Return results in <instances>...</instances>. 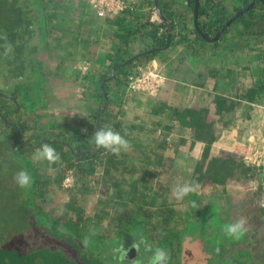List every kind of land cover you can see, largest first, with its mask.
<instances>
[{"label":"trees","instance_id":"16d2710c","mask_svg":"<svg viewBox=\"0 0 264 264\" xmlns=\"http://www.w3.org/2000/svg\"><path fill=\"white\" fill-rule=\"evenodd\" d=\"M126 1L130 4V7L114 17H107L108 22L117 26L118 36L121 41L119 43L115 42L114 46L107 54V64L103 65L99 62H94L93 76L94 80L100 83V86L95 88L93 86L94 81L88 80V76H85L81 81V84L84 85L86 89V98L91 100L98 99L99 103L94 105L90 111L86 112L87 117L80 123V127L71 129L68 127L62 128L56 126L48 134L41 135L38 133L37 127H32L35 126L32 125L33 116L27 113V106L30 104V101L35 102L39 98V93L41 94L44 89V74L40 72L41 70L37 66L38 63L35 59V52L41 41V39L38 40V37L42 35V38L45 39L44 42L47 48L63 45L61 36H58V31L54 27L53 22L60 18L59 11L64 9L65 0H49L50 5L47 7L43 2L42 6L44 7V12L41 14L44 19H42L40 15L34 16L35 20L43 26L31 22L28 25V27H30L31 24H33L31 32L22 30L21 33L14 34V37H23L25 33L28 32L33 35L35 39L34 45L29 49L28 55L32 61L31 68L33 69V75L36 79L33 80V78H31L29 80L24 78L22 82L24 90H27L25 93L26 95H24V100L27 103H25L23 97L19 96L17 93L12 94V92L8 95L0 92V135L2 133V125L10 128L9 137L13 140L12 146L10 147H12L11 151L16 154V167L27 170L32 178L31 187L29 188L27 196L30 200V204L38 208L36 212L33 209L31 211L33 214L39 216L40 228H42V231L45 230L48 233L51 230V235H53L57 232V229L68 227L72 229L73 233H77V235L81 237L91 238V240L99 238L97 239L99 243L94 241L98 247L101 246V243L107 237V228L103 229V224L107 221L103 218L102 212H104L105 207L107 211V207H109L110 204L107 203L108 197H99L98 201L90 199V193L93 191L92 186L95 180L99 182L101 179H104L107 184H109L108 180H112L113 185L109 184V186H112L110 189L121 186L126 180L121 178L118 179L115 173L110 172H117L123 169L128 159L125 155L126 151H121L119 155H114L104 149H98L93 141V134L98 128H111L113 131L119 132L129 142L133 139V129L136 125H129L122 119V116L125 114L124 105L130 76L138 71L139 66H146V64L150 63L161 54H164L167 50L181 44L189 47L190 43H197L198 40L206 43H213L215 47H219V49L223 48V57L226 58L227 48L230 47L229 44L227 45L229 38L238 36L247 46L250 45L252 38L253 41L259 40L264 43V3L261 0H256V4L232 22L217 40H208L197 30L194 17L196 0H183L187 6V12L179 8L182 2L181 0H158L159 6H157L156 0ZM250 2H252V0H201L199 23L202 30L208 36L212 37L216 35L222 25L237 10ZM159 8L162 9L164 16L169 20V24L163 19L162 21L154 19L155 12L158 13ZM22 11V8L18 10L21 17ZM29 11L30 13L32 12V10ZM170 32L172 34L171 43L167 46ZM10 34L12 35V33ZM138 37L146 38V41L148 39L152 42V44L149 43L144 50L151 47L161 48L149 52H144V50L136 52L130 47L131 42ZM8 44L11 45L12 42ZM14 45L17 44L14 43ZM6 47L5 37L3 36V39L0 37V50L5 51ZM135 54H137L136 60L126 62L127 59ZM1 56L2 54H0V57ZM262 66V70L264 71V62H262ZM247 67L249 68V65ZM113 71H115V76L108 79ZM231 71L232 70L226 66L222 69V72L225 74ZM219 77L221 80L217 81L218 86L221 85V81L224 80L223 77L225 76L222 75ZM105 79H107V81L104 83V87H102V82ZM104 91L108 94V104L106 108ZM261 93H264V83L251 86L242 92L237 91L236 95L239 100L244 99L249 102H255ZM4 97L11 101L6 104ZM157 100L159 102L157 101L154 104L153 110L154 116L158 118L156 122L157 127H162L168 132H173L177 126L172 124L171 121H176L179 126H184L190 130L192 147L198 142H205L201 159L198 161L191 179V183L198 187L195 188V191L191 192L194 196L186 199V201L184 200V203H187V209L183 208V206H185L184 203H179V205L168 203L165 204V213L162 215L161 221L154 223V225L147 221H137V224L141 225L144 228L143 230H145L146 235L144 238L158 243L155 244V247L158 246L165 250L168 249L171 260L173 257L183 254L180 236L185 228L183 218L186 210L189 212L196 210L198 212L199 204L207 195H198L199 190H203L207 193H215L217 192L218 186L225 188L236 178L244 176L247 180L256 178V176H258V171L255 169L257 166L247 164L245 156L239 152L221 149L218 154H212L214 143L219 138L217 122L228 112L234 111L238 105V102L228 96L226 92L214 95L212 103L215 105V109H212L208 103L205 104L200 101L190 106H175L163 100L161 97ZM18 104H20V107H18ZM167 115H169L170 120L166 119ZM8 119H11L18 125L8 123ZM82 129H87V131L83 132ZM0 141L6 142L3 139ZM44 143L51 144L61 158L56 166L57 168L55 169L53 177H51L48 172L41 170V161L33 159L35 150ZM167 144L168 142L163 143L162 147L166 148ZM132 147H134V145ZM132 147L129 148V151ZM159 159L160 158H158V161L161 160ZM103 167L106 172L101 175L99 171ZM71 168L74 170L77 182L75 184L76 186H73L74 191L72 190V196L66 205L71 215L67 218H63L60 213L53 210L52 205L48 204L47 198L49 196L51 183L54 185H62L67 172ZM126 170L128 172H133L134 169L127 168ZM155 173L154 167V174ZM151 175L152 173L145 172L140 180L144 183V181L151 179ZM140 180L139 178L134 180L132 188L135 186L143 192L144 189L139 186ZM147 188L150 187L147 186ZM110 189H108V192ZM174 189L175 188L171 190L172 194H174ZM147 196L149 197V195ZM158 196L162 197L163 194L159 192ZM191 198H193L195 202V208L190 206ZM180 202H183V200ZM154 203L155 200L151 204ZM143 210L151 215L148 208L144 207ZM201 214L202 213H198L197 217ZM255 218L258 223V228L259 221L261 223L264 222L260 219L259 215ZM197 219L198 218H195L196 222H198ZM135 222L134 219L124 220L120 225L115 227L116 233H131L127 226ZM151 226H154V232L146 231L149 230ZM99 227H101L102 230L100 233L97 231ZM131 235L125 237H130ZM176 241H178L179 244L177 248L175 247ZM166 245H168V247H166ZM147 254L148 257L151 256V252ZM235 255V257L230 258V261H234L235 264H246L248 261V256L245 258L243 252H238ZM143 259L145 261L143 264H146V258L143 257ZM175 260L177 259L175 258ZM226 260L229 261L228 259Z\"/></svg>","mask_w":264,"mask_h":264},{"label":"crops","instance_id":"0c3cea01","mask_svg":"<svg viewBox=\"0 0 264 264\" xmlns=\"http://www.w3.org/2000/svg\"><path fill=\"white\" fill-rule=\"evenodd\" d=\"M34 1L36 0H32V3H34ZM43 1L46 7L50 5L49 0ZM73 1L75 0H65L64 9L59 11L60 18L53 22L54 27L58 31V36H61L63 43L68 42V46L66 47L67 50L64 51L62 45L59 47L57 46L58 49L52 52L51 55L54 56L52 59L55 61V58H57L55 61V67L51 66L50 69H46V72H44L45 70L42 69L35 53V59L38 63L37 66L40 68V72L44 74L43 92H45V86L47 88V92H49V89H53V97L50 96V99L49 97L45 99V96L43 97V94L41 95L39 93V98L35 102L30 101V104L27 106V113L33 116L32 125L35 126L32 127H37L38 133L41 135L48 134L56 126H60L62 128L68 127L71 129L80 127V123L87 117L86 112L90 111L94 105H97L99 100L86 98L85 86L81 84L84 76L80 77L76 74L73 75L69 72V70L72 66L75 67L77 63H81L84 60L90 61L92 71L90 69L89 74L85 76H88V80L94 81L93 86L95 88L99 87L100 83L95 81L93 76L94 62H99L103 65L107 64V54L110 52L115 42L119 43L121 41L118 36L117 26L108 22L107 17L99 16L87 0H83L78 4H75ZM181 1L182 2L179 5V8L184 12H187L186 4L183 0ZM38 7L40 8V6ZM43 12L44 11H41V13ZM36 14H38V12H36ZM66 16L69 17V20H67ZM155 18H157V15H154V19ZM95 19L97 21H95ZM72 28L75 30H71ZM44 41L45 39L42 43L44 47H46ZM149 43L152 44L150 40L147 39L146 41V38L144 39L138 37L131 42L130 48L138 52L144 50ZM40 47L39 51H41ZM169 52L171 54V60L170 62H167V65L170 64L168 68H171L172 65V68L167 70L166 84L157 95H151L142 91L134 92L129 95L126 92L124 105L125 114L122 116V119L129 125H136L133 129V139L129 142L131 145L130 147L133 145L134 147H132L130 151L129 149L126 152L123 151L128 159L124 164L123 169L118 170L117 172L111 171L110 173H115L117 175L116 178L125 179L126 182L129 181L130 184L131 182L133 184V181L138 178L140 180L142 177L141 172L143 174L145 172L152 173L150 176L151 179L144 182L154 184V167L157 172L158 169L165 172L169 167H171L167 173H171L174 170L172 167H182V170H187L186 175L188 176L184 175V177H182V181L180 182L182 184L191 183L192 174L201 157L205 147V142H198L194 147H192L190 130L186 127H178L176 121H171L172 124L177 126L173 132H167L162 127H157L156 122L158 121V118L154 116L153 113L154 104L158 101L157 99H159V97L175 106H190L197 101L206 104L210 99L208 104L212 109H215V105L212 103L214 95L221 93L222 83L224 86L228 84V82L221 81V86H218L217 81L221 80L219 76L222 75L220 72L222 73L224 66L230 69L231 67H235L233 65L237 62L236 60L233 61V57H231L228 50L226 52L227 57L225 58L223 57L222 48L219 49V47H215L213 43H206L199 40L197 43H190L189 47H186L184 44L173 47ZM248 55L250 58V53H248ZM159 58L160 57L153 59L146 65H154V62L156 63V60L158 61ZM52 59H49V61H53ZM240 61L243 62L245 60ZM245 62L246 64L244 65L248 66L250 65V62H252V59H246ZM43 66L45 67L44 63ZM235 69L236 68H234V70ZM58 70L60 71L58 72ZM176 72L180 76H176ZM25 73L26 72L19 73L17 74V77L24 79L26 78ZM54 73L59 79L57 85L52 84L51 81L45 84V80H51V74ZM23 86L24 85L20 87ZM249 87H251L249 84L244 85L242 83L240 89L243 91ZM26 91L27 90L18 91L20 93H18L19 96L23 95L22 97L25 98L24 95H26ZM169 115L166 116L167 120H170ZM234 119L236 120H234L232 124H230L229 128L226 129L227 133L230 132L238 135V148L235 147L236 142L230 137H228L227 140H224V132L226 131L224 130V135L221 134V137H219L214 143L212 154H218L221 149L236 151L245 156L247 164H252L255 162V159L252 161L250 158L255 155V150H258L255 141L258 140L260 136H264V121L259 124L258 131L260 132H257L255 137V134L250 132L251 127L247 128V132L242 134L243 127H240V122L237 118L234 117ZM218 124L219 123L217 122V126ZM150 125H153L158 131H154V134L149 133L153 132L150 129ZM178 131H181V134H184L182 139L184 141L181 140V145H178V141L181 139L180 136L177 138V134H179ZM166 134H169L172 137L166 136ZM166 142H168V144L166 145V148H163L162 144ZM193 156L200 157L198 159H193ZM158 158L161 160L159 159L160 161H158ZM44 164H46V161H41V170H44ZM57 164L58 163H55L54 167H56ZM127 168L134 169V173L128 172L126 170ZM99 172L101 175L104 174L106 172L105 168L103 167ZM94 183L96 184L97 181L95 180ZM108 183L113 185L112 180H108ZM141 183L143 182H139L140 188L143 187ZM109 184L108 189L112 187L109 186ZM124 187L126 188V191L123 190ZM228 188V185L225 188L223 187L221 194L215 192L217 194L214 195V197L213 193H207L203 190H199L198 195L204 196L207 194L206 197H208V199H203V201L199 204L198 212L196 210L185 212L183 218L185 223L184 232H186L189 228L187 225L195 230L200 227L207 230V226H209L207 221H209V223L212 221L210 215L213 214L219 216L216 218L219 221H224L219 228H217L218 226H209L210 229H213V234H217V240L220 241L221 239H224L227 241L232 238L227 236L224 232H220L221 228L230 224L228 220L224 219L225 213L220 210L217 214L214 213L215 209H217L221 203L220 196H225L224 193L228 191ZM149 189H152V187ZM147 191L142 192L141 189H138L135 186H133L132 190L131 188L129 190L124 182L121 186L109 190V199L107 203L110 204V206L107 207V211L105 210V207L104 212H102L103 218L107 221L103 224V229L107 228V237L101 245L106 246L108 250L110 249V252L116 253L115 249L121 245L125 247L130 245L134 238L139 239L141 236L143 238L145 237V230H143L144 228L141 225L137 224V221H147L154 225V210L156 207L154 204H151L154 202V197L152 198L151 194ZM94 195H96V193L91 192L90 199L98 201L99 195H96L97 197H95V199L93 198ZM147 195H149V197ZM144 207L149 209L151 215L147 214V212L143 210ZM210 209L212 210V213L208 212ZM164 213L165 205L161 210L160 219H162V215ZM198 213L202 214L197 217ZM207 216H209V218H207ZM241 216L242 215H239L238 217ZM195 218L199 219H197L198 222H196ZM126 219H134L136 221L134 224L127 226L129 227V231L131 233L117 234L115 227L120 225ZM97 231L100 233L102 231L101 227L97 228ZM146 231L154 232V226H151L150 229ZM208 233L210 234V231H208ZM127 235L131 236L125 237ZM240 238H245V235L242 233L239 238H235V240H233V243L235 241H239ZM97 239L94 241L99 243V240ZM144 239L153 247V249L155 244H158L147 238ZM246 241L247 248L241 252H243L245 258L248 256L249 260V258H251L249 244L251 243L248 239ZM204 242L207 243V239H205ZM166 247H168V245H166ZM140 250L145 253L144 258L148 261V252L144 250L143 245H141ZM166 251L168 252V249ZM127 259L129 258H126L125 261H127ZM228 260L230 261V258ZM247 262L246 264H249Z\"/></svg>","mask_w":264,"mask_h":264},{"label":"rangeland","instance_id":"374dc122","mask_svg":"<svg viewBox=\"0 0 264 264\" xmlns=\"http://www.w3.org/2000/svg\"><path fill=\"white\" fill-rule=\"evenodd\" d=\"M82 1L83 0H75L73 2L78 4ZM43 2V0H36L34 3H32V0H0V37L2 39L3 36L5 37L7 46L5 51L0 50V54H2L0 57V91L2 93L11 94L13 92L12 94H18V91L24 90V86L20 87L23 85V79L17 77V74L19 73L26 72L25 77L27 79H36L33 75V69L31 68L32 61L28 55L29 49L35 42L34 36L28 33L31 32L33 24H31L30 27H28V25L33 22L36 25L43 26L41 23L37 22L34 17L35 15H40L42 16V19H44L41 14V11L44 10V7L42 6ZM38 6H40V8ZM21 8L23 9V18L18 12ZM29 10H32V12L30 13ZM36 12H38V14H36ZM157 15L159 17V14ZM66 18L69 20L68 16H66ZM155 20H157V18H155ZM95 21L97 20L95 19ZM22 30H27L28 32H26L23 37H14V34L21 33ZM71 30L75 29L72 28ZM10 33H12V35ZM39 39H41V41L35 53L42 69L46 72V69H50L51 66L55 67V61L57 58H55L54 61V59H52L54 56L51 54L58 48L57 46L46 48L42 43V35L38 37V40ZM9 42H12L10 49L8 47ZM14 43L17 45H14ZM228 44L230 47H228L227 50L231 57H233V61L236 60L237 62L234 63L233 66L235 67H231L232 71L228 74L220 72V74L225 76L223 77V82H228L225 86L222 83L220 92H226L228 96L238 102V105L234 111L228 112L218 121L219 124L217 126V131L219 134L218 136L221 137L223 131L226 130L224 132V140H227V138L230 137L236 142L235 147L238 148V135L230 132L227 133L226 129L229 128L234 120H236L234 117L240 122V127H243L242 134L247 132V128L251 127L250 132H253L255 137L257 132H260L258 131L259 124L264 121V93H261L255 102H249L244 99L239 100L236 95L237 91L242 92L240 89L242 83L244 85L249 84V86H257L260 83H264V71L262 70V62H264V43L259 40H254L253 43L252 38L250 45L247 46L242 39H239V37L236 36L229 38V41H227V45ZM67 46L68 42H64V51L67 50ZM39 47L41 48V51H39ZM169 51L170 50H167V52L161 54L159 56L161 59L159 58L158 61L156 60V63L154 62V66H152L165 76L167 70L172 68V65L171 68H168L170 64L167 65V62H170L171 60V54ZM248 53H250V58L252 59L249 68L244 65L246 64V59H250ZM49 59H52L53 61H49ZM240 60L245 61L241 62ZM85 62L90 61L84 60L81 63H77L75 67L72 66L70 68L69 72L73 75L76 74L80 77H85L86 74L81 67V64ZM43 63L45 67L43 66ZM145 67H147V65L144 66V68ZM234 68L236 69L234 70ZM59 71L60 70H58V72ZM55 75V73L51 74L52 79L45 80V84L51 81L52 84L57 85L59 79ZM175 75L180 76L177 72ZM46 89L45 86V92L42 91L41 95L43 94L45 99L48 97L50 99V96L53 97V89H49V92H47ZM133 93L128 94L131 95ZM4 100H6V104L11 101L7 98ZM23 101L25 102L24 98ZM209 102L210 99L207 103ZM180 127L183 128L184 126ZM150 129L153 131L149 132L151 134H154V131H158L153 125H150ZM178 132L179 134H177V138L179 136L181 137L180 141H178V145H181L182 141H184L182 140L184 134H181V131ZM9 135L10 128L2 125L0 140L3 139L6 142L0 141V245L4 248L16 249L24 253H30L40 249H48L66 255L77 264H128L129 261H119L117 259V254L110 252L111 250H108L106 246L101 245L98 247L93 239L90 240L91 238L81 237L77 235V233H73L71 228L63 227L57 229L58 235L57 232L51 235V230L49 233L45 230L42 231V228H40L39 225V216L33 214L31 211L33 209L36 212L38 208L35 205L30 204V200L27 196L29 188L21 189L13 180L15 173L20 171L21 168L16 167V154L11 151L12 147H10L12 146L13 140ZM166 136L170 135L166 134ZM255 143L258 150H255V155L250 159H252V161L255 159V162H253L255 164L252 163V165L257 166L255 169L258 171V176L252 180H247L245 176L234 179L228 185L229 188L228 191L224 193L225 196H220L221 203L214 211L215 214H217L219 210L223 211L225 213L224 219L228 220L230 223H235L239 218L245 219V230L243 231L245 238H240L239 241H235L234 243L233 240H235V237H232L227 241L224 239L218 241L217 234L214 235L212 231L213 229H210V227L218 226L217 228H219L224 221H219L216 219L219 216L211 214L210 217L212 221L210 223L207 221V224L210 226H207V230H204L202 227L195 230L187 225L189 228L186 232H182L180 236L182 240L181 250L183 254L173 257V259L169 260V264H235L234 261L231 262L226 259L233 258L238 251L241 252L246 249L247 239L251 243L249 244L251 258H249L247 263L264 264V231L262 229L264 223L259 221V227L257 228L258 223L255 218L259 215L260 219L264 222V136H260ZM199 157L200 156H193V159H198ZM54 166L55 164H49L48 162L43 165L44 171L48 172L51 177L54 176L55 169L57 168ZM172 168H174V170L171 173H167L168 170L165 172H162L159 169L158 172L155 170L154 184L145 182L141 183L143 186L142 189H144L145 192L148 190L147 192L151 194L152 198L154 197V206L156 207L154 210L155 223L160 221L161 210L165 204L175 203L179 205V203H184V200L186 201L190 195L192 197V193H189L183 199L177 200L174 194H172L171 190L173 188L177 185H183L180 181H182V177L186 175L187 171L185 169L182 170V167ZM141 174L143 175L142 172ZM124 184L129 190L130 188L131 190L133 189L131 187L132 183L130 184L129 181H125ZM74 185L71 187H65L63 186V183L62 185H54L53 183L50 185L49 196L47 198L48 204L52 205L53 210L60 213L63 218H67L71 215L66 205L72 196ZM147 186L152 187V189L147 188ZM92 188V192L99 195L98 197H108V184L105 183L104 179H101L96 184L94 183ZM222 188L223 187L221 186L218 187L217 193L221 194ZM123 189L126 191L125 187ZM159 192L163 194L162 197L158 196ZM217 193H213V197ZM96 195L93 196L94 199L97 197ZM204 199L207 200L208 197ZM181 200H183V202H180ZM190 203L192 208L196 207L193 198L190 199ZM184 205L183 208L187 209V203H184ZM186 212L188 211L186 210ZM208 212L212 213V210L210 209ZM239 215L242 216L238 217ZM207 218H209V216H207ZM208 231H210V234ZM220 232H223V228L220 229ZM205 239H207V243L204 242ZM178 245V241H176L175 247L177 248ZM175 258L177 260H175Z\"/></svg>","mask_w":264,"mask_h":264},{"label":"clouds","instance_id":"9594fccd","mask_svg":"<svg viewBox=\"0 0 264 264\" xmlns=\"http://www.w3.org/2000/svg\"><path fill=\"white\" fill-rule=\"evenodd\" d=\"M8 47L10 49V45ZM82 131L86 132L87 129H82ZM93 141L98 149H104L114 155H119L121 151H127L131 146L124 136L117 131H113L111 128H98L93 134ZM33 159L36 161H46L49 164H55L59 163L61 158L51 144L44 143L35 150ZM13 180L21 189L31 187L32 178L29 172L24 169L15 173ZM196 187L198 186L192 183L177 185L174 189V196L177 200L183 199L189 193L195 191ZM245 223V219L240 218L235 223L226 225L223 228V232L229 237L239 238L245 230ZM141 245L144 246L145 251L151 252L148 264H169L170 254L162 247L157 246L153 249V247L148 244L142 236L139 239L134 238L128 247L121 245L116 248L115 252L117 253V259L123 262L128 257V253L131 250L135 249L136 252H139ZM133 264H141V261L137 259Z\"/></svg>","mask_w":264,"mask_h":264},{"label":"water","instance_id":"95a60500","mask_svg":"<svg viewBox=\"0 0 264 264\" xmlns=\"http://www.w3.org/2000/svg\"><path fill=\"white\" fill-rule=\"evenodd\" d=\"M264 3V0H261ZM157 6H159L158 0H156ZM256 4V0H252V2L246 4L245 6L241 7L239 10H237L220 28V30L216 33L214 36H208L201 28L200 23H199V13H200V6H201V0H196L195 3V8H194V17H195V25L196 28L199 32L203 34L204 37L208 40H217L220 38V36L223 34V32L226 30V28L234 22L237 18H239L241 15H243L245 12H247L250 8H252ZM159 16L165 20L169 24V20L164 16L162 9L159 8L158 11ZM171 32L169 33L168 36V43L167 46L170 45L171 43ZM161 47H151L144 52H149L154 49H159ZM137 59V54L133 55L129 59L126 60V62H130L132 60ZM115 76V71L112 72V75L108 78L111 79ZM107 81L105 79L102 82V87H104V83ZM1 92V91H0ZM2 93V92H1ZM6 94V93H4ZM105 94V108L107 107L108 104V94L106 91H104ZM18 107H20V104H18ZM104 108V109H105ZM12 123V122H11ZM13 124H16L13 122ZM18 125V124H16ZM22 135V134H21ZM19 142V139H18ZM129 246V245H127ZM126 246V247H127ZM136 250L133 249L128 253V257L133 256L135 254ZM0 264H77L75 261L67 257L66 255L60 253V252H55L51 251L48 249H40L36 251H32L30 253H24L16 249H9V248H4L0 245Z\"/></svg>","mask_w":264,"mask_h":264},{"label":"built area","instance_id":"2783aa9c","mask_svg":"<svg viewBox=\"0 0 264 264\" xmlns=\"http://www.w3.org/2000/svg\"><path fill=\"white\" fill-rule=\"evenodd\" d=\"M94 11L102 17H114L130 7L126 0H87ZM158 13L155 12V15ZM160 17V16H159ZM157 15V21H162ZM154 65L139 66L138 71L130 76L128 93L142 91L151 95H157L166 84L167 77L152 67ZM85 74H89L90 62L81 64ZM76 176L71 168L63 181V186L71 187L76 182Z\"/></svg>","mask_w":264,"mask_h":264},{"label":"flooded vegetation","instance_id":"af4514ba","mask_svg":"<svg viewBox=\"0 0 264 264\" xmlns=\"http://www.w3.org/2000/svg\"><path fill=\"white\" fill-rule=\"evenodd\" d=\"M9 95V94H8ZM7 122L8 123H13L14 121H12L11 119H8L7 120ZM15 123V122H14ZM17 124V123H16ZM142 254V255H141ZM145 254V253H144ZM143 254V252H141V250L139 251V252H135V254H134V257L133 256H131V257H127V258H129V259H127V261H129L128 262V264H133V262L135 261V260H137V259H139L140 261H141V264H143L145 261H144V259H143V257L145 256ZM134 260V261H133ZM146 264H148V262L146 261Z\"/></svg>","mask_w":264,"mask_h":264},{"label":"bare ground","instance_id":"6f19581e","mask_svg":"<svg viewBox=\"0 0 264 264\" xmlns=\"http://www.w3.org/2000/svg\"><path fill=\"white\" fill-rule=\"evenodd\" d=\"M253 43H254V41H253ZM253 86V85H252Z\"/></svg>","mask_w":264,"mask_h":264}]
</instances>
